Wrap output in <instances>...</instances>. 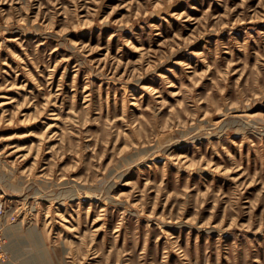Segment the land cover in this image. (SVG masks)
<instances>
[{
	"label": "rangeland",
	"instance_id": "obj_1",
	"mask_svg": "<svg viewBox=\"0 0 264 264\" xmlns=\"http://www.w3.org/2000/svg\"><path fill=\"white\" fill-rule=\"evenodd\" d=\"M0 264H264V0H0Z\"/></svg>",
	"mask_w": 264,
	"mask_h": 264
},
{
	"label": "bare ground",
	"instance_id": "obj_2",
	"mask_svg": "<svg viewBox=\"0 0 264 264\" xmlns=\"http://www.w3.org/2000/svg\"><path fill=\"white\" fill-rule=\"evenodd\" d=\"M220 122H222V121H220ZM243 122V121H242ZM223 131V130H222ZM73 194V193H72ZM30 238H31V240H32V242L33 243H35V245H37L38 247H39V253L40 252H42L41 251V248H40V246H39V237H38V233L36 232V231H33L32 233H31V236H30Z\"/></svg>",
	"mask_w": 264,
	"mask_h": 264
}]
</instances>
